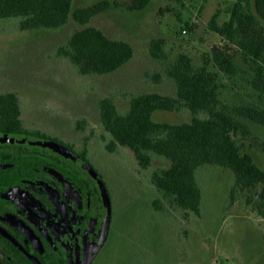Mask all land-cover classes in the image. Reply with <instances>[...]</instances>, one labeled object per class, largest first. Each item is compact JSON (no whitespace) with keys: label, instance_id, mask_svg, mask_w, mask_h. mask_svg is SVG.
I'll return each mask as SVG.
<instances>
[{"label":"rangeland","instance_id":"obj_1","mask_svg":"<svg viewBox=\"0 0 264 264\" xmlns=\"http://www.w3.org/2000/svg\"><path fill=\"white\" fill-rule=\"evenodd\" d=\"M100 1L104 0H74L73 9ZM105 1L110 8L89 25L135 48L131 61L107 75H81L67 58L57 55V49L83 28L74 20L60 28L24 31L18 18L0 19V93L18 94L26 128L86 151L108 189L109 236L96 264H264V217L248 202L246 191H232L234 175L229 169L205 165L198 170L202 212H187L164 200L151 181L152 172L168 167V161L154 155L151 167L143 169L127 147L111 152V136L100 120L99 101L104 96H112L119 111L126 113L134 94H175L167 68L180 53L200 66L204 56L220 49L225 41L208 29V22L218 9L220 23L228 20L226 9L237 0H151L138 11L122 6L125 0ZM184 22L193 30L184 33ZM158 38L165 41L162 59L150 52ZM231 53L242 63L236 50ZM245 78L222 74V98L264 107V95ZM153 118L183 123L191 121L192 114L187 109L157 110ZM252 130L264 140L263 125H253ZM239 141L264 167V152L249 140Z\"/></svg>","mask_w":264,"mask_h":264},{"label":"trees","instance_id":"obj_2","mask_svg":"<svg viewBox=\"0 0 264 264\" xmlns=\"http://www.w3.org/2000/svg\"><path fill=\"white\" fill-rule=\"evenodd\" d=\"M74 0H0V19L18 18L21 30L54 29L71 19L83 26L76 30L56 53L67 58L81 75L112 74L134 58L135 48L126 40L111 38L93 18L108 10L109 1L73 9ZM151 0H125L131 11L143 10ZM218 9L208 22V29L225 41L213 54L204 56L196 66L193 58L180 53L166 70L175 84V94L145 92L130 97L128 112L119 111L112 96L99 101L100 120L110 134L107 148L115 152L127 147L138 165L148 169L153 156L166 159L168 167L157 168L151 181L162 198L187 212L201 215L203 193L197 172L205 165L229 169L234 175L232 191L248 193V202L264 217V167L252 154L243 151L244 140L264 152V140L253 133V125L264 126V107L231 104L222 98V74L246 75V82L260 96L264 95V0H237L226 9L228 20L220 23ZM193 30L184 22L182 30ZM164 39L152 41L151 55L165 57ZM237 51L242 63L231 51ZM243 64V65H242ZM158 78V76H157ZM187 109L189 122L156 121L157 110L177 112ZM0 130L30 132L22 121L20 98L16 92L0 93ZM42 134L41 131H32ZM42 135H45L44 133ZM86 152V151H83ZM155 200L154 206L160 207Z\"/></svg>","mask_w":264,"mask_h":264},{"label":"flooded vegetation","instance_id":"obj_3","mask_svg":"<svg viewBox=\"0 0 264 264\" xmlns=\"http://www.w3.org/2000/svg\"><path fill=\"white\" fill-rule=\"evenodd\" d=\"M32 131L0 130V264H85L89 259L96 264L109 231L93 254L104 233L106 208L85 166L99 172L84 150ZM5 133L19 140L34 135L56 141L79 161L32 143L3 142Z\"/></svg>","mask_w":264,"mask_h":264},{"label":"water","instance_id":"obj_4","mask_svg":"<svg viewBox=\"0 0 264 264\" xmlns=\"http://www.w3.org/2000/svg\"><path fill=\"white\" fill-rule=\"evenodd\" d=\"M10 133H5L4 136L2 137V141L3 142H22V143H32L34 145H38L41 146L43 148L49 149L52 152L57 153L58 155H60L61 157L65 158V159H72L75 161H79V157L73 153L72 151H70L67 147H65L64 145L50 140V139H46L43 137H38V136H34V135H27L26 137L29 138H23V139H17V137L13 136L14 134H11L12 137L9 136ZM85 167H87L90 172L91 175L97 180L103 200H104V205L106 208V217H105V222H104V233L102 236V239L99 242L98 248L94 251L93 254H95L96 251H98V249L102 246L108 231H109V227H110V223H111V211H112V206H111V199L109 196V192L106 188V185L104 183V181L99 177V174L95 171V169L89 165H86ZM90 260V259H89ZM89 260L85 263V264H89Z\"/></svg>","mask_w":264,"mask_h":264},{"label":"built area","instance_id":"obj_5","mask_svg":"<svg viewBox=\"0 0 264 264\" xmlns=\"http://www.w3.org/2000/svg\"><path fill=\"white\" fill-rule=\"evenodd\" d=\"M183 32H184V33H186V32H187V30H183Z\"/></svg>","mask_w":264,"mask_h":264}]
</instances>
